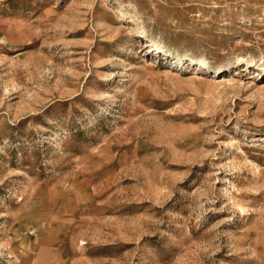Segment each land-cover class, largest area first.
<instances>
[{"label":"rangeland","instance_id":"obj_1","mask_svg":"<svg viewBox=\"0 0 264 264\" xmlns=\"http://www.w3.org/2000/svg\"><path fill=\"white\" fill-rule=\"evenodd\" d=\"M0 264H264V0H0Z\"/></svg>","mask_w":264,"mask_h":264},{"label":"bare ground","instance_id":"obj_2","mask_svg":"<svg viewBox=\"0 0 264 264\" xmlns=\"http://www.w3.org/2000/svg\"><path fill=\"white\" fill-rule=\"evenodd\" d=\"M145 46H148L147 44H145ZM150 52H152L151 50H150ZM154 52V51H153ZM177 62V61H176ZM152 65V64H151Z\"/></svg>","mask_w":264,"mask_h":264}]
</instances>
